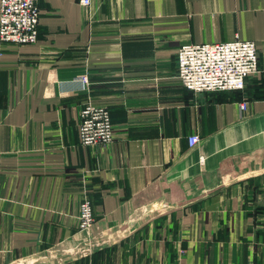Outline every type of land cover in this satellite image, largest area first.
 Masks as SVG:
<instances>
[{"label":"crops","instance_id":"1","mask_svg":"<svg viewBox=\"0 0 264 264\" xmlns=\"http://www.w3.org/2000/svg\"><path fill=\"white\" fill-rule=\"evenodd\" d=\"M82 1L0 43V264H264V0ZM236 39L258 49L244 91L183 86L181 46ZM88 104L110 147L81 144Z\"/></svg>","mask_w":264,"mask_h":264},{"label":"built area","instance_id":"2","mask_svg":"<svg viewBox=\"0 0 264 264\" xmlns=\"http://www.w3.org/2000/svg\"><path fill=\"white\" fill-rule=\"evenodd\" d=\"M42 0H0V43L2 47L36 44L40 38ZM87 11L91 0H83ZM178 79L195 94L242 92L247 81L260 71L258 49L253 41L236 39L215 44H187L177 53ZM79 80L90 85L87 76ZM242 109L246 105L241 106ZM79 135L85 147H110L115 141V127L108 109L88 104L80 114ZM191 147L198 136L189 139ZM96 222L94 206L85 197L79 206V231L90 230Z\"/></svg>","mask_w":264,"mask_h":264}]
</instances>
